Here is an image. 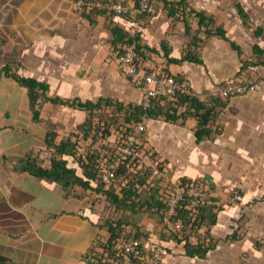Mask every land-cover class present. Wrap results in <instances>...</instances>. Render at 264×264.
Masks as SVG:
<instances>
[{
  "label": "crops",
  "instance_id": "crops-1",
  "mask_svg": "<svg viewBox=\"0 0 264 264\" xmlns=\"http://www.w3.org/2000/svg\"><path fill=\"white\" fill-rule=\"evenodd\" d=\"M237 1L256 23L254 29L243 22ZM75 2L0 0V117L12 119L0 118V131L15 126L33 128L26 130L32 141L23 146L9 142L0 150V258L5 259L0 264H89L87 255L106 232L98 222L96 194L77 186L67 195L51 179L15 171L17 161L5 159L26 150L36 154L38 145L44 146L41 155L46 153L47 120L57 123L56 131L65 133L84 121L85 110L43 102L42 119L35 121L26 88L4 75L3 68L11 65L23 76L48 83L50 96L141 103L143 88L121 69L109 24L130 33L137 30L134 38L140 36L144 45L158 50L148 57L155 69L184 76L202 97L230 78L257 87L228 97L219 115L221 131L212 139L197 140L199 122L193 116L183 123L144 121L145 144L165 160L171 180L200 181L217 206L216 223H204L200 229L204 234L209 230L216 243L206 258L188 256L183 242L163 240L160 233H151L148 243L170 248L163 264H264V65L242 68L253 58L255 44L264 49V0H187L189 9L213 14L229 38L210 37L201 50L202 63L167 59L163 44L170 58H179L191 36L184 18L167 14L164 1L156 0L154 14L146 19L130 10L124 16L99 13L92 17L94 23L88 17L91 10L78 9ZM188 19L193 28L199 27L194 16ZM259 26L261 35L256 34ZM61 119L67 122L64 128ZM37 124L43 125L40 136L35 132ZM65 158L81 174L77 162L71 156ZM42 165L49 167V159ZM236 193L243 199L229 202Z\"/></svg>",
  "mask_w": 264,
  "mask_h": 264
},
{
  "label": "trees",
  "instance_id": "trees-1",
  "mask_svg": "<svg viewBox=\"0 0 264 264\" xmlns=\"http://www.w3.org/2000/svg\"><path fill=\"white\" fill-rule=\"evenodd\" d=\"M157 1H164L165 9L170 17L176 19L184 18L187 34L191 36L190 42L186 44L179 58H170L169 49L166 47V44L165 46L163 44L164 52L169 62L182 63L184 61H189L202 63L201 50L210 37L219 36L229 40L225 28L217 23L213 14L205 11H198L196 9H189L190 5L187 0ZM236 6L243 22L249 26L250 15L244 9L240 1L236 2ZM89 13L88 17L91 19V22L94 23L92 17L99 13L107 12L94 7ZM107 14L113 15L111 13ZM138 14L140 17L146 19V17L151 16L154 12ZM188 15L194 16L197 24H199L198 28L192 27ZM108 28L113 35L111 43L116 47L117 57L129 49L134 43L137 51L147 59L148 57H152L153 54L158 53L156 48L144 45L140 36L135 38L132 37L128 30L113 24H109ZM261 32L262 28L259 26L256 29V34L261 35ZM231 43L235 49H238L240 53H242L239 45L234 41H231ZM253 48V58L244 62L242 68H246L249 65H264V49L259 44H255ZM3 73L8 77H12L20 86L26 88L29 109L33 114V119L37 122L42 119L40 106L43 102L70 105L87 111L89 114L83 122V126H80L82 128L86 127L83 135L85 139L90 137L91 130L95 127L93 120L95 118L94 114L99 113L97 111H99L103 105L112 108L114 111L112 123L114 122L117 125V130L113 132L117 135L116 141H118V143L129 135L134 134L135 129L133 126L146 119H163L170 123H183L190 116L197 118L199 122L196 130L197 140L200 141L205 138L212 139L221 131L219 115L226 106L228 99L221 95L207 98L197 93L189 95L180 91L172 97H167L165 95L153 96L151 105L147 108H144L142 103L131 102L125 104L122 101L107 97L99 98L97 101H83L80 98L64 99L59 96H50L48 93L50 89L48 83L39 81L33 77L23 76L12 70L11 65L4 66ZM173 75L178 79L184 78V76L180 74ZM135 84L137 83L135 82ZM138 86L143 87L142 85ZM136 136L139 138V142L136 144V151L139 153L142 152L145 155L150 154L154 162H158L156 167L159 168L160 171H163L166 165L165 160H161L154 150L146 146L144 131L136 133ZM58 137L59 134L56 130L49 129L44 138L46 148H50L53 151L52 155L49 156V167L42 165L43 160L39 162V158L33 150H26L25 154L22 155L5 156V159L14 158L17 161L15 171L28 173L37 179H43L45 177L51 179L52 182L60 185L61 189L67 192V195L70 190L78 186L83 188L85 192L96 193L97 195L104 194L117 208L129 210L132 215L137 213L136 207L139 206V204L147 205V209L150 210V213L155 214L156 221L159 223L163 222V227H169L171 230L170 234L166 235L162 233L160 237L163 240H170L177 243L183 242L188 256L203 259L206 258L209 250L215 247L216 243L210 236L209 230L205 231V234L200 232L204 223L209 226L216 223L217 206L215 200H212L210 197L207 198L206 201L199 206L195 215L190 216V210L188 208L189 201L184 199L175 209V212L170 214L168 213L170 208L169 196L171 195L173 184L164 185L163 177L154 175L152 168L146 166L139 157L129 158L118 170L116 184L105 186L101 181V173L105 164L111 161L117 153L114 142L109 145V152L106 154H99L96 150L92 149H85L83 151L78 143L80 140L79 137V139L73 140L68 136L67 138L57 140ZM66 155L76 160L81 169V174H78L76 168L69 166V161L65 158ZM181 180L183 182H193V180L191 181L189 179ZM150 181L155 183L154 186H151L149 191H141L144 186H150ZM194 182L202 185L200 181L195 180ZM118 188L120 189V193L116 192ZM144 191L147 192L142 194ZM180 221L183 223V227L177 230L174 228V225ZM133 226L136 231L134 235L131 236L130 231H127ZM101 229H105L107 236L99 238L97 242L93 244V247L87 255L89 264H111L108 260L113 259L120 245L131 238H138L143 242L151 240L150 234L141 231L138 224L132 221L127 215H121L116 221L108 222L107 226H101ZM193 238H196V241H194ZM97 246L103 250L99 252L96 251ZM166 248L168 251L170 250L169 247ZM142 250L143 253H146L145 247L142 246ZM104 259L106 261H104ZM4 260V258H0V261Z\"/></svg>",
  "mask_w": 264,
  "mask_h": 264
},
{
  "label": "built area",
  "instance_id": "built-area-1",
  "mask_svg": "<svg viewBox=\"0 0 264 264\" xmlns=\"http://www.w3.org/2000/svg\"><path fill=\"white\" fill-rule=\"evenodd\" d=\"M75 3L78 9L87 8L88 10H93L95 7L108 13L112 12L116 15H124L130 10H134L141 14H148L153 13L156 9V0H136L129 4L125 3L123 0H76ZM137 32V30L131 31L130 35L134 37ZM118 61L123 72L129 77L135 78V81L143 86L144 92L141 103L144 108L151 105L153 96L165 95L167 97H172L180 91L189 95L195 94L187 79H178L173 74L155 69L153 63L137 51L135 43L119 56ZM254 88H257L255 84L245 82L238 78H230L208 89L204 97L209 98L221 95L222 97L228 98L232 94L246 92ZM133 127L135 129L134 134L129 135L120 143L116 141L117 138L113 141L117 153L111 161L105 164L101 173V181L103 184L105 186L116 184L117 172L120 167L129 158L139 157L146 166L152 168L154 175L163 177L164 185L173 184V189L169 196L170 208L168 213H174L180 202L187 199V201H189L188 208L190 210V216L195 215L199 206L209 198L207 189L194 181L183 182L182 180H178L173 183L170 176L165 172V169L160 171L159 168L156 167L158 162H154L150 154L145 155L142 152L139 153L136 151V144L139 142L136 133L146 130L145 122H139ZM242 199L243 196L236 193L229 202L241 201ZM182 227L183 223L181 221L174 225V228L177 230ZM146 242L148 246L145 245ZM142 246L146 248V253H143ZM167 252L168 250L166 247H157L152 243H148V241L143 242L138 238H131L130 240L124 241L116 251L114 258L108 261H110L111 264H163V259L164 256L168 254ZM104 261L106 260L104 259Z\"/></svg>",
  "mask_w": 264,
  "mask_h": 264
},
{
  "label": "rangeland",
  "instance_id": "rangeland-1",
  "mask_svg": "<svg viewBox=\"0 0 264 264\" xmlns=\"http://www.w3.org/2000/svg\"><path fill=\"white\" fill-rule=\"evenodd\" d=\"M255 24L256 23L251 21V19H250L249 27L251 29H254L256 27ZM133 80H135V78H133ZM85 112H86V117H85V119H86L89 113L87 111H85ZM97 112H99V113L94 114L95 118L93 119L95 127H93V129L91 130V135L89 138L85 139L83 137L84 130L86 127L85 128L80 127L83 124V122L85 121V119H84V121L81 124L77 125L76 127H74L70 131H66L65 133L56 131L59 134V137L57 140H59L61 138H67L68 136H70L73 140L80 138L78 143H79L80 148L83 151L85 149L86 150L92 149V150H96L97 153H99V154H101V153L106 154L107 152H109V145L112 144V142L115 141L117 138V135L115 134V132H113L114 130H117L116 123H114V122L112 123V121H113L112 118H114V114H113L114 111L112 110V108H110V107L108 108V107L103 105L102 108L99 109V111H97ZM0 118L6 119L7 122L12 120L11 118H6V117H0ZM58 123H60V122H58ZM66 123H67L66 121H63L61 119V125L60 126H62L64 128ZM46 127L49 128L50 130H56L58 126H57V123H54L51 121V119H48L47 123H46ZM40 128H43V125L37 124L36 128H35V132L38 133V136H40V134H39ZM26 130H28V131L32 130L33 131V128L31 127L28 129V127L23 128L20 126H15L13 128H7V130H5L3 132L0 131V143H1L0 150L1 149L4 150V148L6 147V145L9 142H18V146H23V145H25V143H29L30 141H32L33 138L31 139L29 137L30 133L27 134ZM24 136L26 138H24ZM31 137H33L32 133H31ZM43 147L44 146L41 147V145H38L37 149H35L37 157L40 159V157H39V155H40V156L46 157L45 159H40V160L49 159V156L52 155L53 151L50 148L49 149L45 148L46 153H43L41 155V152L43 151V149H42ZM20 149H23V148H20ZM47 153H49V155H47ZM154 184L155 183L151 182L150 186H147V187L144 186L141 189V191H143V190L149 191L151 186H154ZM119 188L116 191L117 193H120ZM161 188L164 189L163 187H161ZM147 191L142 192V194H145V192H147ZM94 194H96V193H94ZM85 196H89V195L87 194ZM88 201H90V200L88 199ZM95 201L98 202V204H97L98 209H99L98 211L100 212V214L98 216V218H99L98 222L101 226H104V225L107 226L108 222L116 221L117 219H119L121 217V215H127L130 217V219L132 221H135V223L138 224L141 231L149 232V234H151V233H154V234L164 233L166 235L170 234V232H171L169 227H163V225H164L163 222L159 223L156 221L155 214L150 213V210L147 209V205L139 204V206L136 207L137 213L132 215L131 211H129V210L127 211V210H122V209L117 208L115 206V204H113V202H111V200L107 199L104 194H101V195L96 194ZM160 224H162V228L158 229ZM103 230L105 231V229H103ZM129 231H130L131 236H133L136 229L133 226L127 232H129ZM103 235L107 236V232H105V234H103Z\"/></svg>",
  "mask_w": 264,
  "mask_h": 264
},
{
  "label": "clouds",
  "instance_id": "clouds-1",
  "mask_svg": "<svg viewBox=\"0 0 264 264\" xmlns=\"http://www.w3.org/2000/svg\"><path fill=\"white\" fill-rule=\"evenodd\" d=\"M123 1H125V0H123ZM101 10H102V9H101ZM107 13H108V12H107ZM127 13H128V12H127ZM127 13H126V14H127ZM111 14H113V15H115V16H122V15H116V14H114V13H112V12H111ZM126 14H124V15H126ZM124 15H123V16H124ZM129 48H130V47H129ZM127 50H128V49H127ZM127 50H126V51H127ZM126 51H125V52H126ZM122 54H123V53H122ZM116 57H117V56H116ZM118 58H119V57H117V59H118ZM128 77H129V76H128ZM130 79H132L133 83L136 82L135 80H133L132 77H130ZM136 83H137V82H136ZM137 84H138V83H137ZM138 85H139V84H138Z\"/></svg>",
  "mask_w": 264,
  "mask_h": 264
}]
</instances>
